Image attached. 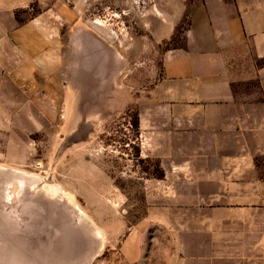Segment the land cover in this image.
Wrapping results in <instances>:
<instances>
[{
  "label": "crops",
  "instance_id": "0c3cea01",
  "mask_svg": "<svg viewBox=\"0 0 264 264\" xmlns=\"http://www.w3.org/2000/svg\"><path fill=\"white\" fill-rule=\"evenodd\" d=\"M37 1L0 0L2 153H15L14 125L26 126L15 111L31 110L33 82L63 77L56 72L62 45L65 72L84 61L93 67L101 53L105 65L114 55L122 69L112 43L91 31L80 37L71 17V35L63 43L47 13L31 15ZM154 4L140 12L141 28L184 29L180 45L163 54L158 75L135 94L140 130L151 139V155L163 173L143 189L152 223L166 228L171 240L165 264H264V179L255 164L264 148V0ZM252 80L260 83L262 100L239 97L238 84ZM76 83L71 73L60 79L64 88ZM104 85L112 108L117 84L110 75ZM119 96L127 104V89L121 87ZM136 234L125 241L130 262L139 258Z\"/></svg>",
  "mask_w": 264,
  "mask_h": 264
},
{
  "label": "rangeland",
  "instance_id": "374dc122",
  "mask_svg": "<svg viewBox=\"0 0 264 264\" xmlns=\"http://www.w3.org/2000/svg\"><path fill=\"white\" fill-rule=\"evenodd\" d=\"M154 2L38 0L30 6L32 16L47 13L63 43L71 35V17L80 37L91 31L112 43L123 62L119 69L113 55L105 65L101 53L93 67L84 61L65 72L62 45L56 72L63 77L33 82L31 110L15 111L26 126L14 125L15 153H2L0 146V264L166 263L171 240L166 228L152 223L143 189L163 173L151 155V139L140 130L135 94L158 75L163 54L180 45L184 29L141 28L140 12ZM69 73L77 83L64 88L60 79ZM110 75L117 84L112 108L104 85ZM121 87L130 94L127 104L119 98ZM237 87L241 99L262 100L257 80ZM255 164L264 179V148ZM135 231L139 258L130 262L125 241Z\"/></svg>",
  "mask_w": 264,
  "mask_h": 264
},
{
  "label": "bare ground",
  "instance_id": "6f19581e",
  "mask_svg": "<svg viewBox=\"0 0 264 264\" xmlns=\"http://www.w3.org/2000/svg\"><path fill=\"white\" fill-rule=\"evenodd\" d=\"M51 192H52V191H51ZM64 198H65V197H64ZM69 199H70V198H69ZM70 200H71V199H70ZM69 203H70V202H69ZM78 210H79V209H78ZM79 213H80V214H83V212H81V210H79ZM82 216H83V215H82Z\"/></svg>",
  "mask_w": 264,
  "mask_h": 264
}]
</instances>
